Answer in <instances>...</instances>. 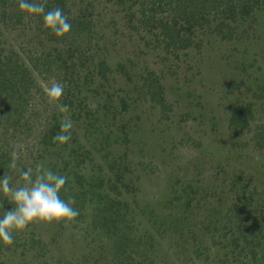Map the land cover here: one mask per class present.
Masks as SVG:
<instances>
[{
  "label": "rangeland",
  "instance_id": "rangeland-1",
  "mask_svg": "<svg viewBox=\"0 0 264 264\" xmlns=\"http://www.w3.org/2000/svg\"><path fill=\"white\" fill-rule=\"evenodd\" d=\"M30 2L44 3V0ZM126 4L127 1L120 4V12L113 18L110 9L114 5L111 2L65 0V7L61 8L64 14L77 19L76 22L83 20L82 23L88 24L92 32L84 34L82 29L78 33L72 27L66 35L58 37L54 34L51 36L48 29L33 20L32 14L19 10L18 0H4L0 2V57L11 53L15 54L13 59L17 58L18 62L23 60L30 68L33 81L37 86L39 83L45 92L52 81L61 82L60 77L64 73L51 61L57 58V51L65 56V60L70 55L67 63H74L78 57L86 58L83 59L84 63L75 66L74 80L78 83L87 69L94 72L98 61L105 60L112 72H108L109 87L103 96L110 97L111 107L109 110L100 109L93 118L96 113L95 100L102 99L91 90L86 97H82L85 90L79 94L75 92L76 96L82 97L78 99L79 106L73 105V115L76 117L71 118L78 137L86 146L92 147L98 136L107 134L109 145L106 149L111 157L115 158L123 150L127 152L130 172L134 170L133 175L140 176L135 177L136 185L145 189L143 193L136 194L138 199L143 197L142 194L146 196V192H156L157 196L162 197L158 189L170 180L174 181L175 188H180L178 192L182 186L188 190L187 184L196 191L176 201L184 202L191 196V204L194 205L191 210L180 213L171 205L162 210V213L171 214L169 217H172L171 225L175 231L161 229L158 237L160 245L166 249L163 252L166 255L159 263L203 264L199 253L202 250L209 254L207 261L226 258L227 252V264H252L249 263L251 261H236V250L230 252L221 243L224 242L223 234L229 236L238 232L243 216L249 218L247 222L251 223L252 215L259 220L260 213H264V50L256 48L257 44L264 47V19L259 27L257 21H253V27L244 30V37H241L234 31L245 29L249 23L245 22L240 29L234 27L237 23L232 22L227 13H223L221 8L219 12L212 8L206 11L205 20L193 24L188 31L182 29L191 40L186 47H181V42L176 39L168 47L160 42L153 49L150 45L154 44L152 37L149 36L146 42L148 36L140 38L136 33L127 35L128 17L124 16ZM132 5L137 11L138 2ZM194 7L196 11L201 6ZM188 8L182 10L180 7L174 12L164 4L161 11L154 15L169 24L173 23L172 18L176 15L179 18L177 26L180 23L185 26L188 16H191ZM19 12L21 16L15 15ZM261 13L264 14V8ZM221 20L234 30L231 39L222 36L227 32L226 26L218 30ZM83 24H79L80 28L84 27ZM186 27L189 25L186 24ZM154 31L158 34L160 27ZM159 37L168 40L163 35ZM34 59L36 63L45 59L46 64L34 68ZM31 92L34 93V100L26 103L20 117V122H27L28 125L21 126L22 129L11 136L13 129L3 133L5 139L0 140V153L4 155L2 159L8 160V156L12 157V152L16 151L18 159L35 168L32 162L34 153H24L20 147L35 148V142L49 122L48 118L62 120L64 116L69 117V112H62L63 105H57V114L53 113L51 104L56 103H48V98H40L34 87H31ZM123 102L128 105L127 108ZM61 120L58 122L61 123ZM97 126L104 127L103 131ZM2 130L3 126L0 125ZM115 138L116 143L113 142ZM68 142L70 146L77 145L70 140ZM257 155L260 157L258 160L255 158ZM93 159L89 154L86 166L79 170L85 173V180L90 179L87 172L91 166L90 174L98 177L104 174L95 166L98 163ZM146 161H149L147 168ZM43 164L46 168L51 167L47 161ZM82 179L74 188L86 184ZM110 194L115 195L114 190ZM179 194L183 196V193ZM122 195L123 192L119 196ZM247 196L250 199L244 205ZM215 202H219L216 209L213 207ZM255 208L258 212H254ZM141 216L144 215L139 212L134 217V226L140 220V230L147 229L149 224L143 222L147 216ZM47 226L48 223L31 230L34 238L38 234L37 237L50 241L52 248L48 254L54 257L61 256L66 260L74 257V252L67 253L68 247L56 248V239L62 242L60 239L68 237L74 230L67 228L59 237H54L55 240H50L56 229ZM149 230H154L153 226ZM188 231L194 232V240ZM25 235L28 238L30 233ZM12 250L13 246L10 245L8 251H2L3 256L7 254L3 261H11L9 264H36L34 248L28 247L24 254L16 253L15 259L13 255L8 256ZM20 250L17 248L15 252ZM157 251L162 253L161 250ZM19 259L22 262L17 261ZM134 260L135 263L147 264L143 255L136 254Z\"/></svg>",
  "mask_w": 264,
  "mask_h": 264
},
{
  "label": "trees",
  "instance_id": "trees-1",
  "mask_svg": "<svg viewBox=\"0 0 264 264\" xmlns=\"http://www.w3.org/2000/svg\"><path fill=\"white\" fill-rule=\"evenodd\" d=\"M3 1L4 0H0V2ZM47 1L48 2L45 4V11L56 7L62 9L65 7V0ZM124 1H127L125 6L127 11L124 14L125 17H128L126 20L129 31L127 35L131 36L132 33H136L140 38L148 36V38H145L146 42L149 41V36L152 37L154 44L152 43L150 45L153 46V49H155L154 47H157L160 42H164V46L168 47L171 43H174L176 39L181 42V47H186L191 40L188 35L186 36V34H184L185 31L182 32V29L188 31L193 24L205 20L206 11L208 12V10L212 8H215L217 12H219V8H221L223 13H227V17L229 16L232 22L237 23L234 24V27H239L240 29L244 26L245 22L249 23L248 27H245V29L242 28L238 32L231 30L230 27H228L229 25L227 26V23L221 20L222 22L218 30L226 26L227 32L223 33L222 36L228 39L233 37V31L238 35H242L241 37H244L243 31L250 26L253 27V21H257V27H259L264 19V14L261 13V9L264 8V0H148L147 2L144 0H103L105 3L111 2L116 6L110 9L113 18L120 12V4L123 5ZM134 2H138L139 7L137 11L132 8ZM164 4L170 6L174 12H177L180 7H182V10L189 7L188 9L191 11L189 15L191 14L192 17L188 16L185 26L183 23L177 26L179 18L176 15H174L175 18H172L173 23L169 24L165 21L162 22V19L156 17L154 14H158ZM196 5L202 8L200 7V9L194 11V6ZM15 15L21 16V13L19 12ZM31 16L33 20L40 23V26L43 25L42 15ZM68 20L72 27H74V30H78V33L83 29L82 32L84 34L89 31L91 34L92 31L89 28L90 26H88V24H83V20L81 22H76L77 19L73 20L71 18H68ZM79 24H83L84 27L80 28ZM186 24L187 26L189 25V27H186ZM157 27H160V32L158 34L154 31ZM262 27H264V25H262ZM48 31L50 30L48 29ZM50 35H53L51 31ZM160 35L165 36L168 40L165 41L161 39L159 37ZM258 47L264 50V47L261 48L260 44H257L256 48L258 49ZM1 50L2 47H0V52ZM69 56L70 55H68L65 60V56L57 51V58L51 60L54 62V65H58L64 72L60 77V81L63 82L64 85V93L61 97V101H59L61 104L58 102H55L56 105L51 104V107L54 109L53 113L57 114V112H55L57 105H67L69 112L67 113L70 119H74L76 117L75 114L73 115L74 107L80 104V100L78 99L86 97V93L91 90L96 93V97L102 99L95 100L96 113L93 115V118H95L100 109L105 108L109 110L111 107L109 104L110 97L106 95L103 96V93H107L106 88L109 87L107 80L110 79L108 72H112V70L107 62L101 59L97 63L98 67L95 68L96 71L93 72L87 69L81 82L78 83L74 80V75L76 74L75 66L84 63L86 58L78 57V60L74 63H67ZM13 57H15V54L11 53L5 57H0V125L3 126V132L0 131L1 141L5 139L3 133L8 131V129H13L11 131L12 134H10L11 136L15 134L14 132L16 130H21V126L28 125L27 122L21 123L20 117H22L24 111L23 107L26 103L29 100H34V93L31 92V87L36 89L40 98H48L45 90L41 89L39 83L37 86L31 78L29 66H26L23 60L18 62L17 58L13 59ZM43 58H46V56H43ZM44 60L45 59H42L36 63V59H34L35 63H33V67L37 68L38 65H45L46 61ZM47 66L48 65H46V67ZM45 70L48 71L49 69L45 68ZM39 71L41 73V70ZM81 90H85L86 92H84L82 97L76 96V94L81 93ZM46 102L49 103L48 99ZM123 103L127 108L128 105L125 102ZM48 120L49 122H46V127L43 129L42 134H40V138L35 142V148L29 146L20 148L24 149L22 150L24 153L26 151H29L27 152L29 154L32 152L34 153L32 155V162L34 165L39 162L44 163L47 161L48 164L51 163L49 169L53 172L67 176V182L62 188L60 196L65 200L74 198L75 203L72 206L78 210V216L73 221L53 222L48 223V226L51 225L56 229L55 233L53 235L51 234L50 240H55L54 237H59L67 228L74 230L70 232L68 237L60 239L62 242H58L56 239V248L58 250L62 247V249L68 247L67 253L74 252L75 256H71V259L66 260L61 258V256L54 257L48 254L52 248L50 245L51 242L43 240L40 236L37 237L38 234L36 238H34L35 235L31 231L34 230L36 226H42L44 224L46 226V223L43 222H33L23 231H13V250L8 256L13 255L15 259L16 253L24 254L25 249L31 247L35 249L33 257L36 259V264H140L135 263L134 258L136 254L143 255L147 264H160L159 262L163 261L162 257L164 258L166 255V252L163 253L166 249L160 245L158 237L161 235L160 231L161 229L175 231V228L171 225L173 222L171 219L172 217H169L171 214L162 213V210L167 209L169 207L168 205H171V208H174L175 211H181L180 213L186 212L185 210L187 209L191 210L192 206H194L191 204V196L184 202L177 203L176 201L182 197H187V194L189 195L190 192L195 193L196 191L191 185L187 184L186 187L188 190H186L184 186L181 188L182 190L180 192L183 193L182 196L179 194L180 192L177 191L178 189L180 190V188H175L174 181L170 180L158 189L161 191L162 197L157 196L156 192H146V196L142 194L143 197L138 199L136 198V194L145 191L142 186L136 185V178L140 176H134V170L130 172L128 168L129 159H127V152H125V150L115 158L111 157L106 149V146L109 145L107 134H105V136H98L96 138V143H93L92 147H89L81 141V137H78L79 134L77 135V132L73 129L70 141L77 143V145L70 146L69 142L59 144L53 141V137L60 131V123L58 121L61 119L56 120V118H48ZM97 127L101 131L104 129V127ZM113 142L116 143V138ZM89 154H91L94 157L93 160L98 163L95 166L102 170L104 174H101L100 177H98L99 175L95 176L90 174L93 168V166H91V169L87 172V177L90 179L85 180V173L79 170L86 166V157H88ZM1 156L2 154L0 153V176H11L13 184L18 181L20 170L34 167L33 165L25 163L24 160L18 159L17 168L11 169L8 162L11 161L12 157L8 156V160L10 159V161H8L2 159L4 155ZM117 160L123 161L124 163ZM148 166L149 161H146L145 168ZM93 176L95 177L91 178ZM147 177L149 178V173H147ZM81 179L85 181L87 185L83 184L80 188H74L75 185L78 186L80 184ZM236 179L237 178H235L232 184H234ZM147 181H149V179H147ZM70 182H73V184ZM72 188L74 191L71 190ZM112 190H114L115 195L110 194ZM122 192L123 195L120 197L119 195ZM248 196L243 202L244 205L250 199ZM174 199L176 200L174 201ZM0 203L4 204L5 210L12 207L3 196H0ZM215 203L216 205L213 207L216 209L219 202ZM212 210H214V208ZM139 212L144 215L140 218L147 216V218L143 219V222L149 224L147 229L140 230V227H138L140 220L134 226V217ZM254 212H258L257 208L254 209ZM2 214V211H0V215ZM242 218V227L238 229V232L235 235L230 234L229 236L223 234L224 242L221 244L227 246L226 249L230 250V252H233L234 249L236 250V261H251L249 263L264 264V213H260L259 220H257L258 218L255 217V215H252L251 218L253 221L251 223L247 222L249 218L246 216ZM207 220L210 222V218ZM163 225L165 227H163ZM149 226H153L154 230H149ZM174 226L177 225L175 224ZM189 231L192 230L189 229ZM26 233H30L28 238L25 235ZM183 233L185 232L181 234ZM193 233L194 232H189L194 240L196 237ZM215 245L218 244L215 243ZM9 247L10 245H4L0 242V264H9L11 262L6 260L3 261V257L7 254L4 256L2 255V251H8ZM196 247L199 248V246ZM17 248H21L20 252H15ZM157 250H161L162 253ZM199 253L201 259L204 260L203 264H207L208 262L209 264H227L229 261L227 252L225 253L226 258L214 261H207L209 259L207 251L204 252L201 250ZM46 256L48 258H46ZM23 258L25 259V257ZM155 260L156 262L154 263ZM17 261L22 262V259ZM142 263L144 264V262Z\"/></svg>",
  "mask_w": 264,
  "mask_h": 264
},
{
  "label": "clouds",
  "instance_id": "clouds-1",
  "mask_svg": "<svg viewBox=\"0 0 264 264\" xmlns=\"http://www.w3.org/2000/svg\"><path fill=\"white\" fill-rule=\"evenodd\" d=\"M44 3L30 2V0H18L19 10L32 14L42 15L43 27L49 29L54 35L62 37L71 30V23L63 10L59 7L45 11ZM64 93V85L58 81H52L46 89L49 103L60 100ZM61 111L68 112V106L63 105ZM74 125L70 117L64 116L60 123V131L53 137V141L65 144L71 139V129ZM11 169L17 168L18 155L13 151ZM257 160L259 155L255 157ZM67 176L53 172L43 163H37L35 168L29 167L20 170L18 181L13 184L9 175L0 176V196L12 206L5 210L0 203V242L4 245H12L13 231H23L33 222L59 223L70 222L78 216V210L72 205L74 198L62 199L60 192L67 182Z\"/></svg>",
  "mask_w": 264,
  "mask_h": 264
}]
</instances>
